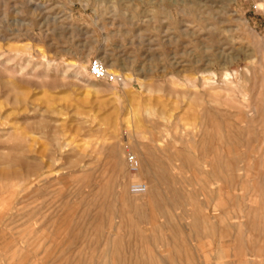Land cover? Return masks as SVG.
Masks as SVG:
<instances>
[{
    "label": "rangeland",
    "instance_id": "rangeland-1",
    "mask_svg": "<svg viewBox=\"0 0 264 264\" xmlns=\"http://www.w3.org/2000/svg\"><path fill=\"white\" fill-rule=\"evenodd\" d=\"M47 3L0 0V264H264V0Z\"/></svg>",
    "mask_w": 264,
    "mask_h": 264
},
{
    "label": "bare ground",
    "instance_id": "bare-ground-1",
    "mask_svg": "<svg viewBox=\"0 0 264 264\" xmlns=\"http://www.w3.org/2000/svg\"><path fill=\"white\" fill-rule=\"evenodd\" d=\"M33 1H34V0H33ZM37 4H38V3H37ZM46 4H48V3H46ZM46 4H38V5H36V6L34 5L33 8H34V10H42V9L45 8L44 5H46ZM108 71H109L111 74H113L115 77H118V76H119V75H118L116 72H114L112 69H109ZM225 74H226V73H225ZM230 74H231V73L226 74V75L224 76L225 78H224L223 80H226V81L229 82ZM240 77H241V76H240ZM208 79H209V78H208ZM205 80H206V79H205ZM209 80H210V79H209ZM209 80H207V83H208ZM232 81H233V80H232ZM226 83H227V82H226ZM238 83H239V81H238ZM232 84H234V83H232ZM205 86H206V85H205ZM205 86H204V87H205ZM235 87H236V86H235ZM234 97H235V96H234ZM253 109H254V108H253ZM253 109H252V110H253ZM254 112H255V110H254ZM256 112L259 113V112H258V109H256ZM257 118H258V117H257ZM253 119H254V118H253ZM260 119H261V118H260ZM219 132H220V131H219ZM262 132H263V131H262ZM223 133H224V132H223ZM228 135H229V134H228ZM225 136H226V135H225ZM254 136H255V135H254ZM220 137H221V136H220ZM228 142H229V140H228ZM219 143H220V142H219ZM217 145H218V143H217ZM258 146H259V145H258ZM220 147H221V146H220ZM220 147H219V148H220ZM256 147H257V146H256ZM256 149H257V148H256ZM258 150H259V149H258ZM134 152H135V151H134ZM134 152H133V153H134ZM123 154H124V153H123ZM135 154H137V151H136ZM143 155H144V154H143ZM122 157H123V156H122ZM136 157H137V156H136ZM136 157H131V158H130L132 163L135 162V158H136ZM120 158H121V156H120ZM246 159H247V158H246ZM228 160H229V159H228ZM136 161H137V160H136ZM145 161H146V160H145ZM137 162H138V161H137ZM210 163H211V162H210ZM210 163H209V164H210ZM212 163H213V161H212ZM143 164H144V163H143ZM207 164H208V163H207ZM236 164H237V163H236ZM212 165L214 166V164H211V165H209V166H212ZM223 165H224V164H223ZM232 165H233V164H232ZM244 165H245V163H244ZM217 166H218V165H217ZM229 166H230V165H229ZM229 166H228V167H229ZM148 167H150V166H147V168H148ZM223 167H224V166H223ZM232 167H233V166H232ZM211 168H212V167H211ZM233 168H234V167H233ZM139 169H140V168H139ZM149 169H150V168H149ZM154 169H155V168H154ZM216 169H217V168H216ZM223 169H224V168H223ZM229 169H230V168H229ZM213 170H215V168H214ZM230 170H231V169H230ZM149 171H150V170H149ZM225 171H226V169H225ZM153 173H154V171H153ZM209 173H211V172H209ZM213 173H214V172H213ZM219 173H220V172H219ZM226 173L229 174V172H227V171H226ZM151 175H152V174H151ZM218 175H219V174H218ZM224 175H226L225 172H224ZM216 176H217V175H216ZM219 176H220V175H219ZM135 177H136V176H135ZM224 177H225V176H224ZM231 177H232V176H231ZM212 178H213V177H212ZM217 178H219V177H217ZM227 178H229V175L227 176ZM221 179H223V178L221 177ZM143 180H144V177H143ZM215 180H216V179H215ZM218 181H219V180H218ZM215 182H216V181H215ZM220 182H221V180H220ZM224 182H226V180H224ZM142 183H143V182H142ZM144 183H145V182H144ZM231 183H232V182H231ZM145 184H146V183H145ZM145 184L142 185V186H140V188H143L144 190H147V185H145ZM221 184H222V182H221ZM137 185H138V184H137ZM222 185H224V183H223ZM225 185H226V184H225ZM150 187H151V186H150ZM155 188H156V187H155ZM153 189H154V188H153ZM153 189H152V190H153ZM230 189H231V188H230ZM144 190H143V191H144ZM149 191H150V190H149ZM252 191H254V190H252ZM150 192H151V191H150ZM152 193H153V192H152ZM144 194H146V193H144ZM151 195H153V194H151ZM246 195H247V194H246ZM246 195H245V196H246ZM248 197H249V196H248ZM145 198H146V197H145ZM243 198H244V197H243ZM150 199H151V198H150ZM161 199H163V198H161ZM248 204H249V202H248ZM210 205H211V204H210ZM220 206H221V205H220ZM249 206H250V205H249ZM212 207H213V206H212ZM212 207H211V208H212ZM205 208H206V207H205ZM205 208H204V209H205ZM215 208H217V207H215ZM222 208H224V207H222ZM212 209H213V208H212ZM97 210H98V208H97ZM205 210H206V209H205ZM249 210H250V209H249ZM251 210H252V209H251ZM209 211H210V210H209ZM242 211H243V210H242ZM217 212H218V211H217ZM262 212H263V211H262ZM227 213H228V212H227ZM196 214H197V213H196ZM225 214H226V213H225ZM211 215H212V213H211ZM213 215H214V214H213ZM250 215H251V214H250ZM196 216H197V215H196ZM252 216H253V215H252ZM229 217H230V216H228V218H227V217H226V218L229 219ZM233 217H234V216H233ZM233 217H232V219H233ZM187 218H188V217H187ZM194 218H195V216H194ZM194 218H193L192 220L195 221ZM216 218H217V217H215V219H216ZM221 218H222V217H221ZM249 218H250V217H249ZM261 218H262V217H261ZM263 218H264V217H263ZM196 219H197V217H196ZM251 219H252V218H251ZM254 219H255V218H254ZM197 220H198V219H197ZM184 222H185V221H184ZM184 222H183V223H184ZM192 222H193V221H192ZM192 222H191V223H192ZM209 222H210V221H209ZM261 222H262V220H261ZM263 222H264V221H263ZM163 223H165V222H163ZM191 223H190V225H191ZM252 223H253V222H252ZM252 223H250V224H252ZM258 223H259V220H258ZM258 223H257V224H258ZM158 224H159V223H158ZM188 224H189V223H188ZM217 224H218V223H217ZM250 224H249V225H250ZM261 224H262V223H260V225H261ZM163 225H165V224H163ZM196 225H197V224H196ZM249 225H248V226H249ZM166 226H167V225H166ZM186 226H187V225H186ZM256 226H257V225H256ZM263 226H264V225H263ZM92 227H93V226H92ZM188 227H189V226H188ZM250 227H251V226H250ZM254 227H255V226H254ZM260 227H262V226H260ZM208 228H209V227H208ZM252 228H253V227H252ZM166 229H167V228H166ZM204 229H205V228H204ZM206 230H208V229H206ZM209 230H210V229H209ZM211 230H212V229H211ZM124 231H125V230H124ZM156 231H158V230H156ZM184 231H186V230H184ZM195 231H196V229H195ZM195 231H194V232H195ZM248 231H249V230H248ZM208 232H209V231H208ZM239 232H240V231H239ZM245 232H246V231H245ZM243 233H244V232H243ZM247 233H248V232H247ZM248 234H249V233H248ZM225 235H226V234H225ZM110 236H112V235H110ZM191 236H192V235H191ZM260 237H261V236H260ZM153 238H154V237H153ZM238 238H239V237H238ZM255 238H256V237H255ZM108 239H109V238H108ZM108 239H107V241H108ZM112 239H114V238L111 237V240H112ZM155 239H157V238H155ZM175 239H176V238H175ZM251 239H252V238H251ZM256 239H257V238H256ZM114 240H116V239H114ZM160 240H161V239H160ZM160 240H159V242H160ZM165 240H167V238H166ZM170 240H171V239H170ZM172 240H173V239H172ZM258 240H259V239H258ZM112 241H113V240H112ZM112 241H111V242H112ZM153 241H154V239H153ZM177 241H178V240H177ZM108 242H109V241H108ZM156 242H157V241H156ZM230 242H231V241H229V244H230ZM250 242H251V241H250ZM254 242H255V241H254ZM254 242H252V244H253ZM256 242H257V241H256ZM261 242H262V241H261ZM106 243H107V242H106ZM176 243H177V242H176ZM227 243H228V242H227ZM233 243H235L234 240H233ZM113 244H114V242H113ZM168 244H169V243H168ZM242 244H243V243H242ZM110 245H111V244H110ZM110 245H107V246H109V248H110ZM114 245H115V244H114ZM155 245H156V243H155ZM226 245H227V247H228V244H226ZM111 246H112V245H111ZM141 246H142V245H141ZM158 246H160V245L158 244ZM165 246H166V244H165ZM165 246H164V247H165ZM235 246H236V245H235ZM237 246H238V244H237ZM252 246L254 247L255 245H252ZM116 247H117V246H116ZM121 247H122V246H121ZM142 247H143V246H142ZM160 247H163V246H160ZM167 247H168V245L166 246V248H167ZM193 247H194V246H193ZM257 247H258V246H257ZM114 248H115V247H114ZM157 248H159V247H157ZM111 249H112V248H111ZM185 249H186V248H185ZM122 250H123V249H122ZM122 250H121V251H122ZM138 250H139V248H138ZM164 250H165V249H164ZM29 251H30V250H29ZM113 251H114V250H113ZM142 251H143V250H142ZM161 251H162V250H161ZM177 251H178V250H177ZM30 252H31V251H30ZM168 252H169V251H168ZM170 252H171V250H170ZM162 253H163V252H162ZM52 262H53V261H52Z\"/></svg>",
    "mask_w": 264,
    "mask_h": 264
},
{
    "label": "built area",
    "instance_id": "built-area-1",
    "mask_svg": "<svg viewBox=\"0 0 264 264\" xmlns=\"http://www.w3.org/2000/svg\"><path fill=\"white\" fill-rule=\"evenodd\" d=\"M38 4H46L48 0H34ZM89 75L94 81H115L119 80V77H115L111 74L105 65L99 61L94 60L89 65Z\"/></svg>",
    "mask_w": 264,
    "mask_h": 264
}]
</instances>
